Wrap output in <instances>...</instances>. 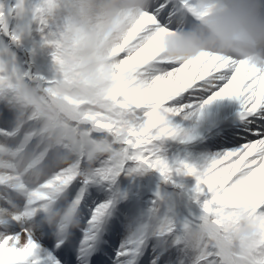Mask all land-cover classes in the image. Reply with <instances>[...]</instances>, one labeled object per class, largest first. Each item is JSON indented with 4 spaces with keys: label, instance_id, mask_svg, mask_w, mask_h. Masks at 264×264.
<instances>
[{
    "label": "bare ground",
    "instance_id": "6f19581e",
    "mask_svg": "<svg viewBox=\"0 0 264 264\" xmlns=\"http://www.w3.org/2000/svg\"><path fill=\"white\" fill-rule=\"evenodd\" d=\"M189 1L197 3L199 14L218 31L229 28L221 0ZM62 3H53L55 20L61 16ZM2 5L0 26L6 28L12 7L8 0H2ZM62 17L66 25L46 27L55 30L52 46L78 37L71 55L77 61L74 75L114 103L113 117L97 103L52 93L47 82L32 73L26 51L13 41L24 54L25 80L73 125L76 135L82 129L88 131L78 137V153L86 164L99 155H84V137L102 136L109 145L121 148L119 167L108 180L93 171L90 176L95 180L82 184L83 209L75 214L65 211L56 244L48 248H56L77 264L90 263L97 256V264H104L103 256L110 252L112 264H264V126L258 123L264 112L251 116L256 109L253 97L264 89V63L253 60L236 65L222 58L189 57L193 49L177 35L156 28L150 15L138 13L134 0H75ZM216 87L217 92L203 97ZM25 116L32 123L28 109L18 125ZM47 123L40 125L42 139L24 145L32 152L42 150L39 164L21 178L34 188L28 201L15 206L11 198H21V181L0 174L1 189L11 196L0 204V264H42L34 259L33 244L39 239L50 242L57 207L50 204L49 212L43 213L41 199H48L45 196L55 181L57 191L70 190L87 177L83 169L72 172V167H66L59 168L56 176L60 178L52 180L48 170L39 167H57L67 149V136L62 130L45 131ZM250 138L257 141L246 153L239 151L241 147L224 148ZM23 152L13 153L17 161L6 156L18 166ZM14 166L7 165L11 177ZM148 175L175 190L189 216L187 224L180 221L182 214L172 200L165 205L153 199L152 191L143 185ZM45 178L48 182H42ZM168 208L174 210L175 219L169 217ZM86 218L89 221L84 222ZM246 226L261 238L252 246L259 256L256 261L235 254L234 238ZM77 235L81 248L75 249L72 241ZM45 251L53 257L51 249Z\"/></svg>",
    "mask_w": 264,
    "mask_h": 264
},
{
    "label": "rangeland",
    "instance_id": "374dc122",
    "mask_svg": "<svg viewBox=\"0 0 264 264\" xmlns=\"http://www.w3.org/2000/svg\"><path fill=\"white\" fill-rule=\"evenodd\" d=\"M54 1L11 0L12 15L10 20V33L26 51L29 61L32 64V73L42 77L47 82L46 85L52 93L65 95L71 100L97 103L98 107L107 112L111 119L115 109L114 103L106 101L104 96L98 95L95 87L86 83L78 75H74L77 72V61L72 60L71 55L73 50L78 46V37H67L59 46H52V43L56 42L54 39L55 30L50 32L46 27H59L65 21L62 16L73 8V2L75 0H63L60 11L61 16L58 15L57 20L53 17L54 12H51V9L54 8ZM3 8L4 6L0 0V13L3 11ZM64 23L66 25L67 21ZM24 74L25 66L20 54L0 39V122H5L4 115L10 108L20 112H22L20 109L31 108V111L36 113L34 116L35 121L41 120L42 117L46 116L48 118L45 120V122H48L46 130L61 129L65 131L66 136L73 140L72 147L77 151L79 145L75 141L76 135L72 125L66 123L58 116L49 105V102L36 91L33 84L25 82L23 78ZM91 105L94 106L93 104ZM68 132H70L69 135L67 134ZM22 133L24 135L28 134L26 131H22ZM81 133L88 135V131L85 129H82ZM81 133H78L79 137H82ZM84 138L87 139L84 143L85 154L93 156L96 154L100 155L99 161H95L96 164L92 168L100 174L116 172L120 164L119 154L117 152L118 148H121L120 145L111 146L104 137ZM0 146L12 147L9 142V136L2 132H0ZM68 151L72 153L71 149H68ZM67 159L70 167L75 165V168H78L80 166V161L77 160V157L71 158L69 156ZM90 167L91 165H88L86 169ZM143 185L150 188L156 202L165 204L172 200L177 205L176 210L178 213L185 216L180 221H189L187 213L183 212L179 207L176 192L160 185L150 175L144 179ZM81 190L82 187H79L77 193ZM53 194L54 192L48 193L49 197H52ZM73 196L71 197L72 202L75 201V197ZM4 198V196H0V199ZM169 215L172 218V213ZM258 235L259 233L253 232L248 226L242 228L234 238L237 244V254L249 260L256 261L259 256L252 250L254 249L252 246L261 242V238H258ZM246 247L249 250H246Z\"/></svg>",
    "mask_w": 264,
    "mask_h": 264
}]
</instances>
